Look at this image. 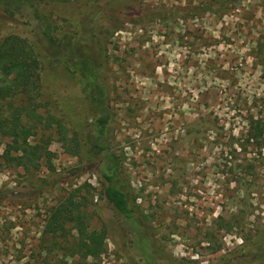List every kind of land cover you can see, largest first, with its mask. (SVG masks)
<instances>
[{"label":"rangeland","instance_id":"obj_1","mask_svg":"<svg viewBox=\"0 0 264 264\" xmlns=\"http://www.w3.org/2000/svg\"><path fill=\"white\" fill-rule=\"evenodd\" d=\"M43 11L59 38L92 31L113 112L108 163L119 162L135 218L101 196L105 160L77 75L33 24L0 15V35L35 45L37 111L59 123L26 118L19 136L47 148L52 170L45 153L39 170L21 165L0 134V264H264L248 256L264 231V0H63ZM68 199L106 232L96 259L69 257L72 223L45 232Z\"/></svg>","mask_w":264,"mask_h":264},{"label":"trees","instance_id":"obj_2","mask_svg":"<svg viewBox=\"0 0 264 264\" xmlns=\"http://www.w3.org/2000/svg\"><path fill=\"white\" fill-rule=\"evenodd\" d=\"M63 0H0V15L13 21L17 17L24 18L27 24H33L43 42L51 51L62 56L66 68L75 73L79 79L81 91L87 99L93 113L94 139L93 147L103 155L105 168L100 180L101 196L105 198L127 220H134V211L129 203V194L124 184L120 183L119 162L114 159L113 164L108 161L114 156L108 146L109 127L113 119L112 108L109 105L107 91L103 82L101 70L103 68L102 55L94 54L90 45L94 47L92 31L88 32V39L82 35H58V28L51 17L43 11L45 6ZM221 5V4H220ZM88 42L85 43L84 41ZM40 57L33 45L26 38L15 34L0 35V134L12 139L13 149L20 151V164L39 170L41 153L47 154V168L52 170L50 153L47 148L39 145L30 146L21 141L19 136L26 128L24 119L32 118L34 127L44 122L50 127L59 123L53 117L44 118L37 109L35 101L40 95ZM19 96H25L22 106H14L11 102ZM251 136H256L251 134ZM219 220H222L219 217ZM242 219L231 218L225 226V232L231 233L240 227ZM72 223L75 230L74 241L71 245L69 257L85 261L96 259L105 246L106 232L89 230L87 216L77 202L68 199L60 203L51 211L45 225V232L49 235H62L65 225ZM254 241L248 256L256 261L264 257V231ZM247 255L239 256L237 260H245ZM85 264V262H83ZM224 264H236V261Z\"/></svg>","mask_w":264,"mask_h":264}]
</instances>
